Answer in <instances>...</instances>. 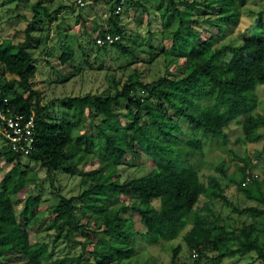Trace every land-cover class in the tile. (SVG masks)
<instances>
[{
  "label": "trees",
  "instance_id": "obj_1",
  "mask_svg": "<svg viewBox=\"0 0 264 264\" xmlns=\"http://www.w3.org/2000/svg\"><path fill=\"white\" fill-rule=\"evenodd\" d=\"M10 1L27 3L30 0ZM103 1L109 7L110 0ZM167 1L178 18V25L171 32L170 47L162 53L164 60L174 66L178 60H183L180 75L175 77L167 72L156 80L144 81L135 70L114 94L105 98L85 95L57 99L69 112V118L64 120L44 118L46 108L33 89L32 79L37 67L29 50L33 41L29 33L32 24L27 25L22 42L0 40V69L15 76L21 90L8 92L10 82H1L0 99L8 96L18 112H33L36 129L34 150L30 155L22 157L7 148L2 155L10 168L0 176V259L6 258L10 264H111L114 258L121 260L135 254L131 246L117 243L120 238L138 235L150 243L169 242L190 225L183 234V241L194 257L193 264L204 261L216 264L226 257L251 252L257 260L264 261V244L258 241L253 224L230 230L208 206H202L206 212L197 209L200 198L205 196L219 199L231 212L241 216L264 217V193L258 181L254 178L245 182V167H239L240 178L236 180L226 175L221 165L217 166V170L244 193L246 200L257 202L235 205L225 195L215 175H208L203 182L196 169L186 168L190 154L202 153L201 140L187 141V150L183 153L176 147L180 131L177 119L186 121L193 132L201 131L203 137L216 135L226 140L224 129L239 117H244L241 124L244 141H262L264 147V131H260L264 129V114H253L258 104L255 87L264 85V37L247 36L237 45L217 47L212 46L210 38L200 40L201 33L195 26L201 24L222 31L227 24H237L247 0ZM126 2L127 5L138 4L141 0ZM198 4L216 8V16L194 18ZM72 7L73 4L61 3L50 13L41 0L32 4L35 14L37 8H41L48 17ZM263 15L264 10L257 18L262 27ZM118 16H110L111 25L95 37L108 32L119 35L122 40L123 29ZM93 40L95 44V38ZM121 40L99 47L110 46L131 54ZM74 56L75 51L61 48L58 60L63 65ZM121 100L127 104L124 119L119 120L114 110ZM86 120L88 130L83 128ZM92 157L98 160L97 171L82 174L79 194L59 195L56 205L43 210L40 195L34 194L37 175L22 159L38 164L52 178L56 172L76 174L80 164ZM143 157L154 164L150 172L124 182L117 178L120 164L130 160L134 165ZM104 170H108V174H104ZM121 196L129 200L116 203ZM77 203L82 213L80 221ZM128 211L141 218L142 230L134 229L131 218L121 217ZM83 218L85 221L81 223ZM42 224L54 232L55 241L72 242L75 233L92 226L96 228L93 234L98 235V240L82 242L79 256L55 258L48 243L33 241L30 237L29 228ZM178 250L179 247L172 250L171 264ZM86 252L95 261L86 258Z\"/></svg>",
  "mask_w": 264,
  "mask_h": 264
},
{
  "label": "rangeland",
  "instance_id": "obj_2",
  "mask_svg": "<svg viewBox=\"0 0 264 264\" xmlns=\"http://www.w3.org/2000/svg\"><path fill=\"white\" fill-rule=\"evenodd\" d=\"M37 0L29 2H11L0 0V40L8 38L14 43H20L25 39V29L31 25L30 35L33 37L29 50L36 60L37 70L32 79L33 89L39 94V102L46 108L43 117L49 120H64L69 118V112L60 106L56 100L65 96L94 95L105 98L112 95L122 85L126 78L133 72H140V78L144 81L156 80L158 77L169 72L179 76V66L183 64L180 59L176 66L166 62L162 51L171 45V32L178 25V18L172 13L167 0H141L138 4H128L118 16L122 25L123 45L131 51V54H124L110 47H97L94 44L95 35L104 31L112 23L103 14L109 12L108 3L103 0L94 2L85 0V4L79 7L73 4L72 8H66L51 17L44 16L43 10L37 8L36 14L32 10V4ZM42 5L51 13L63 3L72 4L71 0H41ZM179 2L181 0H174ZM178 8H183L178 6ZM264 10V0H247L246 5L241 8L240 19L237 24H227L222 31L208 26H195L201 33L200 40L210 38L212 46L217 47L223 44L237 45L247 36L264 37V27L257 21L258 13ZM217 9L198 4L193 17L200 19L213 18ZM115 19V18H114ZM264 22V15L262 16ZM237 43V44H236ZM61 48L75 51L74 58L60 64L58 57ZM15 76L0 69V83L10 82V91L21 92L17 87ZM118 87V88H117ZM255 94L258 104L253 114H264V85L257 84ZM205 104V102H203ZM126 101L121 100L115 108L116 119H124ZM101 118V117H100ZM244 117L232 121L224 129L227 139L224 140L216 135L203 137L201 131L193 132L186 121L178 120L180 131L177 133L179 143L176 147L186 152V142L190 140H201L202 153L190 154L186 168L196 169L200 179L205 182L208 175H215L218 178L221 188L228 199L238 206L254 205L257 202L246 200L242 191H239L234 184H231L218 170L221 165L225 174L234 179L240 178L239 167H245L246 173L256 174L255 180L261 186L264 193V147L263 142H247L243 139L241 124ZM83 128L89 129V121L86 120ZM264 131V129H260ZM91 132H94L91 129ZM6 147L0 140V176L5 174L10 165L5 162L2 155ZM32 171L37 175V186L34 194H39L40 205L43 210L57 204L59 195L65 197L76 196L80 192V181L82 174L95 172L98 167V160L90 158L80 164L74 175L63 172H56L52 178L47 176L46 170L38 164L28 162ZM129 162V164H128ZM130 160L120 164L116 170L117 178L121 181H128L146 175L152 170L154 164L151 160L143 157L136 164H130ZM191 166V167H190ZM191 168V169H192ZM108 174V170L103 171ZM254 184V183H253ZM129 200L126 196L116 199V203ZM157 205V202L154 203ZM203 205L213 210L215 214L223 219L228 229H239L244 224H253L256 230V237L260 244H264V217L241 216L231 212L219 199L201 197L197 209L206 212ZM80 203H77V211ZM19 212V209H17ZM79 221L82 213L77 212ZM122 218H131L136 231L143 229L141 218L133 212H123ZM85 218L81 220V223ZM80 223V222H79ZM190 228L188 225L180 235L169 242L150 243L144 238L133 235L129 239L120 238L117 243L131 246L135 254L131 258H114L111 264H171L172 250L179 247L174 264H193L194 257L191 256L184 241L183 234ZM95 227L75 233L72 242L63 240L55 241L54 232L45 225H34L29 228L30 237L33 241L46 242L49 250L55 258L76 257L82 253V242L90 239L97 242L98 235L93 234ZM112 242V241H111ZM85 257L95 261L89 252ZM6 258L0 259V264H5ZM8 260L7 264H10ZM202 264H212L204 261ZM216 264H264L255 258L253 252L244 255L226 257Z\"/></svg>",
  "mask_w": 264,
  "mask_h": 264
},
{
  "label": "built area",
  "instance_id": "obj_3",
  "mask_svg": "<svg viewBox=\"0 0 264 264\" xmlns=\"http://www.w3.org/2000/svg\"><path fill=\"white\" fill-rule=\"evenodd\" d=\"M67 2L68 0H62ZM72 4L84 6L85 0H71ZM126 0H110L109 12L103 16H118L127 5ZM121 40L119 35L104 32L95 37L96 46L111 45ZM34 113L18 112L8 96L0 99V140L9 152L27 157L34 150L35 143ZM256 174L247 173L245 182L252 181Z\"/></svg>",
  "mask_w": 264,
  "mask_h": 264
},
{
  "label": "crops",
  "instance_id": "obj_4",
  "mask_svg": "<svg viewBox=\"0 0 264 264\" xmlns=\"http://www.w3.org/2000/svg\"><path fill=\"white\" fill-rule=\"evenodd\" d=\"M104 14H105V13H104ZM104 14H103V15H104ZM107 28H108V27H107Z\"/></svg>",
  "mask_w": 264,
  "mask_h": 264
}]
</instances>
